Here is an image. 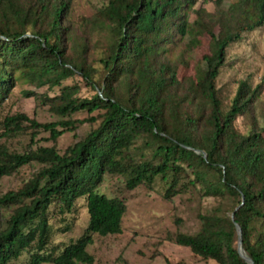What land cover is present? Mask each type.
I'll use <instances>...</instances> for the list:
<instances>
[{"label":"trees","instance_id":"16d2710c","mask_svg":"<svg viewBox=\"0 0 264 264\" xmlns=\"http://www.w3.org/2000/svg\"><path fill=\"white\" fill-rule=\"evenodd\" d=\"M223 1L213 0L216 10L209 13L201 0H108L76 28L69 19L72 0H0V107L22 81L29 87L24 97L41 101L59 118L40 123L15 113L1 122V138L29 131V144L23 153L0 144V179L33 163L40 168L17 190L0 194V210L10 213L0 228V264L23 253L29 254L26 264H93L87 252L93 235L121 234L127 209L124 200L98 192L107 175L121 177L127 192L150 188L160 177L167 202L187 181L201 198L218 204L198 214L196 233L177 229L168 239L204 261L246 264L237 252L233 214L244 252L264 264V127L255 115L264 75L255 83L251 77L235 81L225 114L217 88L229 48L264 25V0L221 8ZM190 9L209 51L194 74L182 78L164 53L187 35ZM106 29L110 41L97 61L92 33ZM44 88L58 92L39 94ZM78 113L86 117L74 118ZM246 116L240 133L236 124ZM85 124L86 135L62 153L54 145L34 147L42 133L55 144ZM81 197L89 216L85 235L58 256L44 255L50 206L69 213Z\"/></svg>","mask_w":264,"mask_h":264},{"label":"rangeland","instance_id":"374dc122","mask_svg":"<svg viewBox=\"0 0 264 264\" xmlns=\"http://www.w3.org/2000/svg\"><path fill=\"white\" fill-rule=\"evenodd\" d=\"M236 1L224 0L221 8H227L229 4ZM107 2L108 0H72L69 19L77 28L81 21L93 17L96 11ZM199 6L209 13L216 10L213 0H201ZM188 12L190 24L187 35L176 45H168L164 53L167 60L178 65V75L182 78L192 76L200 67L202 56L209 51V39L196 26V14L192 9ZM96 20L98 19L93 21ZM86 25L89 29L94 28ZM86 25L83 27H87ZM92 34L91 55L98 61L103 56L102 49L107 40L110 41L111 33L106 29L95 30ZM227 57V62L217 80L218 97L223 114L230 108L236 89L235 81L251 77L255 83L264 75V25L244 36L240 42L233 44L228 50ZM95 66L101 70L99 63H95ZM98 78L100 75L96 76V80ZM28 88L27 84L18 81L9 98L0 107V133L4 117L15 113L35 117L40 123L59 120L48 106L42 105L41 101L24 97L23 92ZM55 91L58 92V88L51 91L44 88L38 93L47 92L52 96ZM255 115L259 124L264 127V93L256 102ZM73 117L83 119L86 114L78 113ZM248 119L249 117L246 116L237 122L236 127L240 133L246 131ZM88 131L89 126L82 125L75 134L65 133L55 144L45 141L48 135L42 133L37 137V144L34 147L54 145L62 153L76 140L85 136ZM0 144L10 152L23 153L29 144V131L14 137H0ZM38 168L40 165L33 163L22 167L11 176L1 178L0 194L20 188ZM166 188L167 183L157 177L150 188L140 186L127 192L121 177L107 175L104 178L98 192L108 198L124 200L127 209L122 221L121 234L105 237L93 235V243L87 247V252L94 258L93 264H216L213 261L194 257L189 249L175 245L168 237L174 235L177 229L187 234L196 233L200 227L198 214L217 206V200L201 198L199 189L192 188L187 181H181L178 194L171 202H167L163 199ZM221 206L223 210L229 208L226 202ZM9 215V211L0 210V228L4 226ZM49 224L50 240L43 254L58 256L66 246L77 243L85 235L89 226L85 198H78L69 213H60L55 204L50 206ZM28 260L29 254L23 253L9 264H26Z\"/></svg>","mask_w":264,"mask_h":264},{"label":"water","instance_id":"95a60500","mask_svg":"<svg viewBox=\"0 0 264 264\" xmlns=\"http://www.w3.org/2000/svg\"><path fill=\"white\" fill-rule=\"evenodd\" d=\"M28 36H30L28 34ZM190 150H192L191 148H188ZM197 153H201L203 158L206 159V153L205 152H201V151H196ZM242 205V204H241ZM231 220L233 222V225L236 229L237 232V236H238V242H237V252L238 255L240 256V258L246 263V264H254L253 261L246 255V253L244 252L243 248H242V234H241V228L239 227V225L237 223H235V221L233 220V214L231 215Z\"/></svg>","mask_w":264,"mask_h":264}]
</instances>
